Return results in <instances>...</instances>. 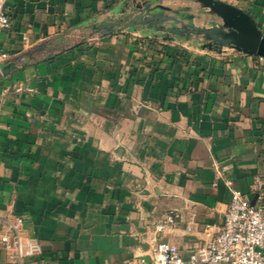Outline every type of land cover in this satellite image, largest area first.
<instances>
[{"label": "crops", "instance_id": "1", "mask_svg": "<svg viewBox=\"0 0 264 264\" xmlns=\"http://www.w3.org/2000/svg\"><path fill=\"white\" fill-rule=\"evenodd\" d=\"M220 1L264 33V0ZM147 5L213 19L194 0H6L0 216L23 218L39 264H152L159 241L186 257L222 222L227 179L264 205V59L151 35L130 20Z\"/></svg>", "mask_w": 264, "mask_h": 264}, {"label": "built area", "instance_id": "2", "mask_svg": "<svg viewBox=\"0 0 264 264\" xmlns=\"http://www.w3.org/2000/svg\"><path fill=\"white\" fill-rule=\"evenodd\" d=\"M5 3L6 0H0V30L10 26ZM23 40L28 41L27 34L23 35ZM7 57L8 54L0 50V62ZM225 185L230 191L229 203L220 224L204 225L208 240L194 247L186 257L169 241L154 242L150 246L152 264H264L263 197L258 195L256 202L250 203L232 180H225ZM175 223V215L167 214L154 224V230L168 233ZM0 225V243L9 259L15 264L27 261L39 264L41 244L37 237L23 234L22 217L0 216Z\"/></svg>", "mask_w": 264, "mask_h": 264}, {"label": "water", "instance_id": "3", "mask_svg": "<svg viewBox=\"0 0 264 264\" xmlns=\"http://www.w3.org/2000/svg\"><path fill=\"white\" fill-rule=\"evenodd\" d=\"M213 16L209 26L195 28L192 14L174 11L165 14L167 7L149 5L140 8L141 12L130 20L140 22L153 35L154 31L185 36L189 38L194 33L207 41V46H230L248 55L259 56L264 59V33L257 27L255 21L243 10L220 0H194ZM114 22L102 27L103 34L109 33L118 24Z\"/></svg>", "mask_w": 264, "mask_h": 264}]
</instances>
